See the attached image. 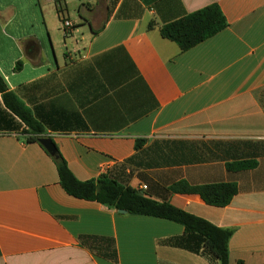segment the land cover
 Here are the masks:
<instances>
[{
  "label": "crops",
  "instance_id": "crops-1",
  "mask_svg": "<svg viewBox=\"0 0 264 264\" xmlns=\"http://www.w3.org/2000/svg\"><path fill=\"white\" fill-rule=\"evenodd\" d=\"M214 5L229 24L216 36L187 52L162 37ZM0 74L80 181L106 175L233 229L229 264H264V0H0ZM23 129L0 94V264H220L161 245L177 223L69 196ZM241 162L257 165L228 169ZM181 181L239 192L213 207L171 191Z\"/></svg>",
  "mask_w": 264,
  "mask_h": 264
},
{
  "label": "trees",
  "instance_id": "trees-1",
  "mask_svg": "<svg viewBox=\"0 0 264 264\" xmlns=\"http://www.w3.org/2000/svg\"><path fill=\"white\" fill-rule=\"evenodd\" d=\"M228 26L222 10L219 6L214 5L164 25L161 28V35L179 45L183 52H187L224 31ZM21 66L22 63L19 62L15 70L20 71ZM0 94L6 109L21 122L24 128L23 134L28 136V141L38 142L39 139L43 138L45 135L43 126L35 119L32 111L9 90L1 74ZM142 143L139 141L136 147H141ZM51 158L57 167L60 185L69 196L97 202L111 210H123L130 215L152 217L177 223L184 227V236L163 240L161 245L185 250L196 255H205L220 264H229V242L235 232L233 229L216 227L209 221L169 203L158 202L142 195L137 190L106 175L96 180L80 181L71 171L68 162L59 149L57 155L51 156ZM256 165L255 162H241L228 165V169L242 171L252 169ZM171 191L179 194L198 195L207 205L223 208L231 204L238 194L239 188L235 183L191 186L187 182L181 181L175 183L171 187ZM82 240L85 244L90 241H98L92 237H83ZM100 242L107 244L103 256L116 261L115 243L107 239H102Z\"/></svg>",
  "mask_w": 264,
  "mask_h": 264
},
{
  "label": "water",
  "instance_id": "water-1",
  "mask_svg": "<svg viewBox=\"0 0 264 264\" xmlns=\"http://www.w3.org/2000/svg\"><path fill=\"white\" fill-rule=\"evenodd\" d=\"M44 148L45 150L53 157H55L57 155L58 149L56 144L54 143V141L49 138V137H43L41 139H39L38 141ZM122 214H126V211L120 210L119 211Z\"/></svg>",
  "mask_w": 264,
  "mask_h": 264
},
{
  "label": "built area",
  "instance_id": "built-area-1",
  "mask_svg": "<svg viewBox=\"0 0 264 264\" xmlns=\"http://www.w3.org/2000/svg\"><path fill=\"white\" fill-rule=\"evenodd\" d=\"M64 26L66 27V28H69V27H71V24H70V22H64ZM145 189H147V187L145 186V187H143V190H145Z\"/></svg>",
  "mask_w": 264,
  "mask_h": 264
}]
</instances>
